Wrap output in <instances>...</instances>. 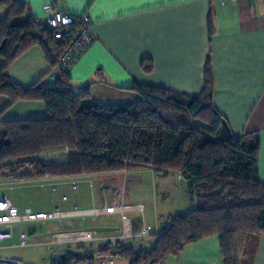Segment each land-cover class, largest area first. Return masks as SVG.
Instances as JSON below:
<instances>
[{"label": "trees", "instance_id": "trees-1", "mask_svg": "<svg viewBox=\"0 0 264 264\" xmlns=\"http://www.w3.org/2000/svg\"><path fill=\"white\" fill-rule=\"evenodd\" d=\"M1 7L7 12L0 19V47L5 41L0 49V95L13 103L42 101L47 109L43 117H0L2 175L30 180L147 168L178 172L194 189L197 206L176 214L153 250L135 253L120 246V256L130 264H162L187 245L219 234L225 264H239V236L264 234V182L258 171L261 143L256 134L235 136L215 107L210 58L205 88L198 95L135 84L130 90L138 94L136 101L99 103L92 97V84L78 91L73 88L69 68L56 73L53 87L39 82L25 85L10 77L11 65L40 45L51 70L69 39H56L45 21L33 17L26 2L0 0ZM77 25L71 30L78 31ZM143 67L150 71L153 64L147 59ZM64 149L69 154L61 159L47 155ZM102 246L108 249L107 243ZM59 260L92 264L75 253L63 254Z\"/></svg>", "mask_w": 264, "mask_h": 264}, {"label": "crops", "instance_id": "crops-1", "mask_svg": "<svg viewBox=\"0 0 264 264\" xmlns=\"http://www.w3.org/2000/svg\"><path fill=\"white\" fill-rule=\"evenodd\" d=\"M21 1L28 3L33 17L40 21H45L43 7L49 2L75 16L88 14L94 40L78 53L68 72L76 91L92 84V97L99 103L136 101L138 94L130 90L135 84L198 95L205 88V70L210 58L215 78L214 105L227 119L235 136L252 133L259 137L258 171L264 182V0ZM6 12L7 8H0V19ZM147 59L153 64L150 71L143 67ZM50 67L43 48L35 45L11 65L9 75L25 85L39 82L53 87L56 79L49 74ZM46 114L42 101L13 103L8 96L0 95L3 120ZM146 170L152 173L153 183L160 186L163 197H171V179L180 183L177 205L166 207L155 200V221L150 224L146 195L130 196L131 186L143 185L139 173ZM124 179L129 182L125 203L142 204L145 208L144 216L140 212L129 214L134 231L145 225L153 233H162L176 214L193 210L199 202L190 183L179 179L178 172L156 173L151 168L29 181H34L35 187H48L50 201L51 182L59 183V194L71 195L69 181H76L78 190L72 194L74 201L82 209H91L121 203ZM20 181L25 180L15 183ZM0 183L4 186L0 190L6 192V182ZM34 199L37 201L39 197L35 195ZM20 206L34 210L31 205ZM62 206L71 208L73 202H63ZM80 219L92 221L100 236L113 235L122 225L120 214L84 217L68 224L76 226L75 221ZM238 250L239 264H264V234H241ZM162 264H225L221 237L214 234L201 238L187 245L181 254L168 256Z\"/></svg>", "mask_w": 264, "mask_h": 264}, {"label": "built area", "instance_id": "built-area-1", "mask_svg": "<svg viewBox=\"0 0 264 264\" xmlns=\"http://www.w3.org/2000/svg\"><path fill=\"white\" fill-rule=\"evenodd\" d=\"M43 10L45 13V24L53 31L55 38L69 39L57 64L49 72L52 77H55L57 71L69 68L76 59V55L91 45L94 40L91 29L92 25L87 14L75 16L63 12L53 2L46 3ZM75 25L79 27L78 31L71 30V27ZM68 154V149L47 153L48 157L52 159H61ZM3 178L4 176L0 172V182ZM179 179H182V175H179ZM69 184L71 195H61L59 194V183H50L52 209L49 211H35L31 207H21L7 192L0 190V251L38 245L46 246L52 250L48 258L42 262L28 261L18 256L0 254V264H60L59 257L66 252L61 247H78L84 243H87L90 249L81 250L79 254H81V257H88L92 264H119V259H122L119 254L120 246L131 249L135 253H146L156 247L159 232L153 233L145 225L139 231L132 229V219L129 214L140 212L144 216L145 208L142 204L125 203L128 185L127 179L123 181L121 203L109 207H93L91 209H82L74 201V195L72 194L78 190V183L76 181H69ZM1 188H4V186L0 183ZM69 201L73 202V206L65 209L62 203ZM104 214L121 215L122 225L117 233L100 236L94 227L83 229L77 228L74 224H68L74 219L84 217L96 218ZM48 221L57 222L59 231L52 233L50 240H36V238L44 234L43 231H38V225ZM65 223L71 229H63ZM32 226H35L36 230L30 233ZM16 236L18 239L15 242L8 243L9 240L15 239ZM103 242L108 244L107 250L103 249Z\"/></svg>", "mask_w": 264, "mask_h": 264}, {"label": "rangeland", "instance_id": "rangeland-1", "mask_svg": "<svg viewBox=\"0 0 264 264\" xmlns=\"http://www.w3.org/2000/svg\"><path fill=\"white\" fill-rule=\"evenodd\" d=\"M50 158V157H49ZM52 159V158H51ZM54 159V158H53ZM140 177H142V186L139 185L140 183H136L134 188L131 186V193L130 196L135 197L139 196L141 194L146 195L147 199V219L149 224L155 221V216H154V211H153V204L155 200H159L163 206L166 207H172L174 205H177V193L180 189V183L174 179L170 180V185L169 187L171 188V197L166 198L162 196V190L160 186L155 185L153 183V176L150 171H143L139 173ZM174 174H171L173 176ZM5 184V189L6 192L10 195V197L16 201L19 205H31L34 210H39V211H46V210H51L52 205L49 206V196L47 195V192H49L48 187H35L34 181H20L15 183L17 180H10L6 179L5 176L3 178ZM32 180V179H31ZM160 180L158 181V183ZM129 183V182H128ZM36 184V183H35ZM11 185H14L16 188H10ZM33 186V187H32ZM129 188V189H130ZM38 192V193H36ZM37 195L39 199L36 201L34 199V196ZM159 196V198H158ZM30 198H33L32 200ZM175 200V202H174ZM126 202V201H125ZM51 203V201H50ZM41 204H45L44 206ZM172 219L170 220V222ZM76 227L77 228H90L93 227V222L92 221H84L82 219L75 221ZM170 225V224H169ZM38 231H43L44 234L36 240L38 241H47L50 240L52 233L59 231V225L55 221H48L44 224H39L38 225ZM63 229H71L68 224H64ZM18 239L16 236L15 239L9 240L8 243L15 242ZM54 248V247H53ZM61 249L65 250V254L67 253H75L81 256L79 252L81 250L85 251L90 249L89 245L87 243L81 244L78 247H67L63 246ZM52 250L48 249L46 246H29V247H21V248H13V249H8V250H3L0 251L1 255L5 256H18L23 258L24 260L28 261H34V262H42L48 258V256L51 254ZM128 264L127 259H119V264Z\"/></svg>", "mask_w": 264, "mask_h": 264}, {"label": "water", "instance_id": "water-1", "mask_svg": "<svg viewBox=\"0 0 264 264\" xmlns=\"http://www.w3.org/2000/svg\"><path fill=\"white\" fill-rule=\"evenodd\" d=\"M5 41L3 42V44L1 45L0 49L4 46ZM36 230L35 226H32L30 229V233H33Z\"/></svg>", "mask_w": 264, "mask_h": 264}, {"label": "bare ground", "instance_id": "bare-ground-1", "mask_svg": "<svg viewBox=\"0 0 264 264\" xmlns=\"http://www.w3.org/2000/svg\"><path fill=\"white\" fill-rule=\"evenodd\" d=\"M90 212V211H89Z\"/></svg>", "mask_w": 264, "mask_h": 264}]
</instances>
